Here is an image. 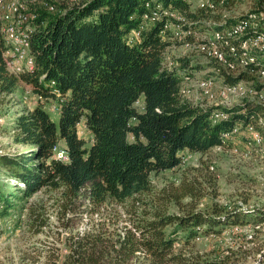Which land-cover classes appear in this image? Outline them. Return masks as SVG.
Instances as JSON below:
<instances>
[{
    "label": "trees",
    "instance_id": "obj_1",
    "mask_svg": "<svg viewBox=\"0 0 264 264\" xmlns=\"http://www.w3.org/2000/svg\"><path fill=\"white\" fill-rule=\"evenodd\" d=\"M62 1L66 3L45 0L41 8L32 10L36 16L30 31L34 66L20 74L9 67V47L3 35L6 22L0 17V95L14 93L22 80L34 85L38 94L54 97L50 92L60 90L64 97L58 123L46 110L47 101L16 117L14 141L31 147L0 153V167L7 174L4 182L20 194L30 196L44 188L56 191L51 198L65 224H72L82 209L91 219L87 228L65 239L39 241L33 245L34 254L24 255L20 264H230L235 251L213 258L190 254L177 247L178 232L185 233L186 245L205 228L209 233L250 222L264 224V208L216 205L210 211L188 207L184 213H170L160 205L163 196L155 193L150 177L153 172L182 165L181 152L204 157L213 147L227 148L223 135L238 124L256 123L264 133L261 104L246 101L232 108L205 107L182 95L183 71L188 75L206 71L207 77L224 79L228 86L250 80L245 73L231 76L214 62L201 66L188 56L178 59L179 67L164 64V52L171 42L163 36L172 38L170 24L174 22L184 33H223L238 21L221 23L220 15L213 12L234 0H224V5L223 0H206L196 10L191 9L193 0ZM157 7L176 18L162 16L152 21ZM178 18L185 20L181 26ZM146 20L150 24L145 27ZM134 31L140 36L131 41ZM239 53L246 55L242 50ZM248 55V69L261 66L258 59L263 55ZM141 96L142 111L135 105ZM213 115L227 118L214 124ZM83 119L93 135L88 147L78 133ZM129 134L134 140H129ZM59 147L67 154L65 162L57 159ZM208 174L210 180L211 170ZM204 184L195 175L191 181H182L173 196L177 202L197 197L204 194ZM16 192L5 195L0 189V218L14 205L11 199ZM175 199L169 197L166 208ZM35 205L28 226L34 233L44 232L50 226L49 214ZM102 210L107 214L104 218H92ZM121 211L127 214L126 220ZM69 213L74 217L65 218ZM171 225L175 227L168 232ZM258 255L254 264H264V248Z\"/></svg>",
    "mask_w": 264,
    "mask_h": 264
},
{
    "label": "rangeland",
    "instance_id": "obj_2",
    "mask_svg": "<svg viewBox=\"0 0 264 264\" xmlns=\"http://www.w3.org/2000/svg\"><path fill=\"white\" fill-rule=\"evenodd\" d=\"M43 1L45 0H4L5 7L0 9V17L6 22V29L16 16V13L10 8H16L18 14L31 15L33 9L42 7ZM50 1L53 3H66L62 0ZM72 1L74 2V0ZM72 1L70 0L71 4ZM194 1V3L191 1L193 3L191 4L192 10L201 9V5L206 4V0ZM221 4L224 5L225 1L223 0ZM263 9L264 0H234L221 9L216 7L213 13L220 15L221 19L219 21L222 23L233 18L237 21L242 20V16L247 14L245 16L247 17L252 12L257 11L261 13L258 14L259 21L262 20L261 22L264 24ZM50 12L54 13L56 10H50ZM147 24H150L149 20H146L145 27ZM24 29L31 31L32 22H28ZM169 29L173 34L172 38H167L166 34L163 36L164 40L171 42V45L164 52L165 66L169 68L179 67L178 59L184 56L191 57L193 64L201 63V66H206L207 62H214L219 66L215 60L217 51L214 42L216 40L215 32L211 34L198 32L189 36L178 30L174 22L169 25ZM137 36L138 33L134 31L132 38ZM187 37H193V39ZM7 57L12 72L20 74L32 70L31 66L25 61H19L16 57H11L8 52ZM258 61L264 65V57L259 58ZM222 70L224 69L222 68ZM241 70L232 71L231 75L236 76ZM195 71L194 75H188L184 71L182 73L184 77L182 84L183 96L195 105L232 108L246 101L259 104L264 102L258 101V93L250 90L264 88V80L260 78H250V80L237 83V88L228 89L226 87L229 86L225 84L224 79L207 77L206 74L208 73L205 70V72H202V70ZM188 76L191 77L187 80ZM205 79H210V84L203 89L201 83ZM260 85L261 88H258ZM262 91L260 95L264 97V89ZM143 101L144 97L141 96L135 103L141 111L143 110ZM38 102H45L46 110L51 118L58 123L60 110H52V101H48V97L45 95L38 94L32 84L21 80L14 93L0 95V153L21 152L31 147L14 141V120L19 114L33 109ZM60 103H62V100L54 98V106L58 109ZM219 118L212 116V121L224 120L222 117ZM257 121L260 124L262 119H257ZM248 127L239 124L231 132L225 133L223 136L227 139V148L213 147L210 150L211 154L204 157L199 153L184 151L180 153L183 161L182 165L158 173L153 172L150 177L153 189L157 195L163 196L162 200H158L162 203L160 205L165 210L175 214L184 213L188 207L210 211L216 205L225 209L237 205L248 208H264V133L262 134L261 143L258 144L255 133ZM78 133L80 137L85 139L86 146H90L93 142V135L86 128L84 119L78 126ZM129 140H134L132 134H129ZM59 148L56 151L57 159H59L62 150L61 147ZM65 161H67V158ZM209 162H211L209 171L211 170L212 174L210 180H208L210 175L208 174V168H206ZM195 175H199L205 180L204 194L193 198L187 196L177 202L173 196L177 193V186L182 181H191ZM6 176V171L0 167V189L2 193L9 195L16 192V190H12V187L4 182ZM9 180L11 183H15L14 179L10 178ZM55 196L56 191L52 192L45 188L30 196L16 192L11 199L14 205L11 206L6 215H3V219L0 218V264H10L12 262L20 264L24 255L34 254L32 252L33 245L38 244L39 241H52L57 237L65 239V237L83 231L88 227L87 223L91 219V215L83 209L77 214L78 216L72 221V224H65L60 208L55 199H52ZM168 196L173 197L175 200L166 208L164 202L168 200ZM36 203L38 207L46 209L49 214L50 226L40 233H34V230L28 226L31 207L36 206ZM104 215H107L105 211L98 212L92 218L98 220L101 217L104 218ZM67 217L74 216L69 213L65 218ZM127 217V214L121 211L122 220H126ZM126 223V221L122 222V224ZM255 225L254 222H250L241 226H228L221 232L210 231L209 233L204 232L205 228L186 245L185 233L179 231L177 237L180 239H178L177 243L179 245L177 247L184 248L187 253L197 254L203 258L227 255L230 251H235L236 254L232 255L231 253L230 264H254L259 252L264 248V224ZM174 227L172 225L168 226L167 231L170 232ZM236 227H240L238 231L235 230ZM60 249L63 254L67 253L64 244H60ZM42 259L44 258L42 257Z\"/></svg>",
    "mask_w": 264,
    "mask_h": 264
},
{
    "label": "bare ground",
    "instance_id": "obj_3",
    "mask_svg": "<svg viewBox=\"0 0 264 264\" xmlns=\"http://www.w3.org/2000/svg\"><path fill=\"white\" fill-rule=\"evenodd\" d=\"M205 3H207V1ZM204 5L205 4H202L201 8L204 7ZM46 6L47 8H49V11L54 10V7H49L48 5ZM4 7H5L4 0H0V9ZM10 9H12L14 13H16V16L12 20L8 29H6L5 27L3 31L6 45L9 47L7 52L10 54L11 57H16L19 61H23V62L25 61L32 68L34 66V60L30 54L31 32L29 30L27 31L26 29H24V27L26 24H28V22L31 23L36 16L34 14L21 15L20 13L18 14V10L16 8H10ZM162 16H166L168 18H174V17L176 18V16L173 13L169 11L162 12L160 10V7H157L156 11L153 10L151 20L152 21L160 20ZM258 17H259L258 14L252 13L247 17H245V19L238 21L235 25H231L228 29H226V31H223V33L215 32L214 35L216 37V40L214 42L217 47V52L221 55V56H215V60L218 62L219 67L223 68L228 75H231L232 71H235L237 69L238 70L242 69L240 72L245 73L249 78H260L261 80H264L263 64L260 63L261 66L258 67L257 69H248L246 63V61L251 57V55H248L249 53H257L264 56V24H262L261 22L262 20L259 21ZM177 20L179 21L180 26H181L180 22H185V20L181 18H178ZM176 28L179 30L178 26ZM186 34L189 36L195 35L194 33L191 32H188ZM139 36L140 35L138 33V36L136 38H138ZM133 39L134 38H132L131 41H133ZM239 49L244 51L246 55L244 56L243 54H240ZM222 58H223V62H222ZM190 77L191 76H188L187 80L190 79ZM209 84H210V79L207 80L205 79V81L201 83V86H204L205 88ZM237 86L238 85H232L226 88L235 89L237 88ZM263 89L260 90L250 89V90L255 93L261 94L263 92L262 91ZM181 90L183 95V88ZM58 100H63V98H58ZM258 101H264V100L258 99ZM261 105L264 106V102H261ZM213 116H216V118L222 117V119L227 118L226 115H213ZM218 121L219 120L213 123L216 124L218 123ZM248 126L252 127V130L255 133V137L257 139L256 142L260 144L263 138L262 133L257 129L256 124L249 123L245 127ZM64 154L66 159L67 154L65 153V151Z\"/></svg>",
    "mask_w": 264,
    "mask_h": 264
},
{
    "label": "built area",
    "instance_id": "obj_4",
    "mask_svg": "<svg viewBox=\"0 0 264 264\" xmlns=\"http://www.w3.org/2000/svg\"><path fill=\"white\" fill-rule=\"evenodd\" d=\"M192 2L194 3L195 1H192ZM184 34H186V33H184ZM261 42H263V41H261ZM211 46H214V45H211ZM215 56H221V55L216 51ZM222 62H223V58H222ZM252 72H253V70H252ZM201 88H204V86H201ZM50 94L54 96V97H48V101L49 100L52 101L51 108H52V110L58 111V108L54 106V98H63L64 99L63 94L61 93L60 90L56 91V92H50ZM257 99L264 100V97L262 95L258 94ZM249 129L252 130V127L249 126ZM240 150H242V148H240ZM59 160L65 161V154H64V149L63 148H62V153L59 155ZM239 228L240 227H236L235 230L238 231Z\"/></svg>",
    "mask_w": 264,
    "mask_h": 264
},
{
    "label": "crops",
    "instance_id": "obj_5",
    "mask_svg": "<svg viewBox=\"0 0 264 264\" xmlns=\"http://www.w3.org/2000/svg\"><path fill=\"white\" fill-rule=\"evenodd\" d=\"M61 144H63V145H64L63 141H61Z\"/></svg>",
    "mask_w": 264,
    "mask_h": 264
}]
</instances>
